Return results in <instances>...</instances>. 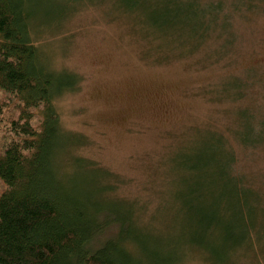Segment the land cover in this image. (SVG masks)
<instances>
[{"label": "rangeland", "instance_id": "obj_1", "mask_svg": "<svg viewBox=\"0 0 264 264\" xmlns=\"http://www.w3.org/2000/svg\"><path fill=\"white\" fill-rule=\"evenodd\" d=\"M27 1L43 61L79 77V87L56 100L64 130L82 141L68 150L101 166L88 167L71 154L63 168L57 163L62 182L109 189L118 181L115 193L102 194L106 206L118 215L133 211L160 253L179 252L178 264H214L202 240L187 245L199 229L194 216L215 206L234 216L235 207L216 197L223 190L233 197L236 188L210 187L209 198L190 199L196 173L183 158L212 130L217 138L224 131L244 179L240 211L257 227L254 249L219 264H264V0H184V9L211 11L207 36L193 47L187 37L174 47L162 40L164 56L154 26L141 11L120 10L122 0ZM165 1L146 0L139 9H165ZM171 49H183L185 57L173 60ZM243 82L244 94L233 100ZM247 133L259 137L258 145L236 140ZM141 249L138 244V256Z\"/></svg>", "mask_w": 264, "mask_h": 264}, {"label": "trees", "instance_id": "obj_2", "mask_svg": "<svg viewBox=\"0 0 264 264\" xmlns=\"http://www.w3.org/2000/svg\"><path fill=\"white\" fill-rule=\"evenodd\" d=\"M122 3L126 9L120 10L141 11L154 26L162 56L164 45L182 46L187 37L193 47L194 39L207 36L204 19L211 11L184 9V0H166L161 4L165 9H139L146 0ZM29 9L27 0H0V264H178L179 252L160 253L158 240L145 234L133 211L124 209L118 215L106 206L102 194L115 193L118 181L109 189L80 188L63 183L58 176L57 163L62 162L63 168L71 154L88 167L101 166L68 150L82 141L64 130L56 100L75 91L79 77L54 71L43 61ZM183 54L179 49L172 58L182 59ZM244 88V82L236 86L232 99H241ZM221 132L217 138L212 130L183 158L185 169L196 173L190 199L209 198L210 187L238 188L233 197L226 196L231 194L228 190L216 197L235 207L234 216L216 206L211 211L205 207L206 214L199 209V216H194L199 229L192 230L187 245H202V240L214 264L247 246L254 249L251 233L257 227L250 213L240 211L238 202L246 199L244 179L236 172L235 148ZM258 138L251 139L247 133L236 140L251 146L258 145ZM112 228L115 231L109 236L106 232ZM138 244L141 256L136 254Z\"/></svg>", "mask_w": 264, "mask_h": 264}]
</instances>
